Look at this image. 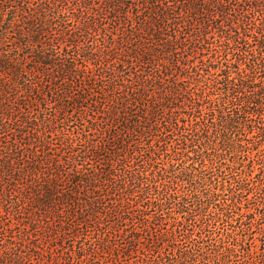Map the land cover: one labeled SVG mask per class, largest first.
I'll use <instances>...</instances> for the list:
<instances>
[{
  "label": "trees",
  "instance_id": "1",
  "mask_svg": "<svg viewBox=\"0 0 264 264\" xmlns=\"http://www.w3.org/2000/svg\"><path fill=\"white\" fill-rule=\"evenodd\" d=\"M147 1L146 28L118 35L107 20L117 25L131 0L104 8L93 0H0V92H36V78L70 82L43 98L36 114L0 103V264H31L40 254L31 236L44 222L41 212L60 216L72 206L67 216L80 224L62 229L60 244L68 264L107 263L98 258L106 260L118 238L135 244L126 264H189L203 250L214 216L198 194L204 181L196 165L203 149L215 150V134L227 137L228 124L263 116L264 0H180L172 13L166 0ZM185 18L189 27L181 28ZM168 28L174 34L164 50L143 42L145 33L162 42ZM73 84L99 85L98 103H113L107 117L123 125L126 140L95 146L101 124L73 120L83 104L82 96L69 100ZM160 111L167 112L161 119ZM10 132L13 139L3 141ZM134 138L140 144L133 148ZM55 139L68 152L57 160L60 178L46 180L29 204L24 181L40 169L27 171L25 159L37 155L36 146L51 153ZM108 150V167H94ZM161 228V250L142 248Z\"/></svg>",
  "mask_w": 264,
  "mask_h": 264
},
{
  "label": "rangeland",
  "instance_id": "2",
  "mask_svg": "<svg viewBox=\"0 0 264 264\" xmlns=\"http://www.w3.org/2000/svg\"><path fill=\"white\" fill-rule=\"evenodd\" d=\"M93 1L97 7L104 8L108 2L114 3L119 0ZM166 1L170 13L176 11L180 4V0ZM147 2V0H131L128 14L121 15L117 19V25H112L111 20H107V26L109 28L114 26L118 35L131 29L132 26L137 29L146 28L148 20H151L152 12L150 4H146ZM180 27H189L186 18L181 20ZM173 34L174 30L168 28L164 31V39L160 43L151 42L146 33L142 35V38L143 42L150 47L159 45L164 50V45L167 40L172 39ZM163 61L165 63V60ZM261 81L264 79L261 78L258 82ZM32 85L37 88L36 92L35 90L32 92L24 90L9 95H3L0 92V103L5 107L12 108L19 102L26 106L27 110L36 114L41 108L40 104L43 98H46L50 92L62 94L63 88L69 86L70 82H49L44 77L43 80L36 78ZM98 94L99 85L97 84L90 87L89 90L79 84H73V88L67 96L70 101L82 96L83 104L70 114L74 115L73 120H77L79 116L98 119L101 131L93 132L96 140L95 146L100 142L109 143L112 146L114 141L117 143L126 140L129 133H126L123 125L116 126L109 121L107 113L113 103L109 99L98 103ZM163 112H159V119L167 113ZM23 114H26V109H22L19 118ZM262 114V117L255 116L253 118L257 123L243 121L239 124H228L225 129L227 137L221 134L213 136L211 143L214 147L211 148H215V150L206 148L199 153L202 154L203 161L196 167L199 168V173H202L200 178L204 182L200 184L198 194L204 198L206 211L214 217L208 221L207 235L205 237L203 235V250L196 255L195 262L191 261L189 264H264V112ZM13 136L14 134L10 132L1 137L3 141L10 142ZM53 143L51 153L42 151L40 146H36L37 155H30V158L25 159L23 166L27 171L30 170L31 165H37V163H39L37 166L40 169L36 176L32 175L33 178L28 182L24 181L25 184H28L23 190L28 194L27 202L29 204H33L35 191L42 188L46 184V180L60 178V172L56 168L57 160L68 156V152L60 139H55ZM139 144V140L134 138L133 141L131 140L130 146L134 148ZM114 149L111 148V150ZM111 152L108 150V155L96 159L93 162L94 167L107 168ZM191 156L196 158L195 154ZM200 178L199 180H201ZM67 187L63 186L61 191L66 192L71 189ZM30 188H32V194ZM69 208L63 207L60 216L52 215L49 211L46 212V209L41 212L44 222L41 224V228L35 230L34 235L31 236L39 248L40 254L34 255L31 264H68L65 262L66 251L60 248L64 234L62 229L75 230L80 224L79 218H76L77 221L67 216L74 212L73 206ZM71 209L73 210L71 211ZM75 211L79 212V208ZM47 213L50 214L49 218H46ZM8 218L6 217L5 224L9 226L11 221ZM27 218L26 216L25 221ZM129 227L131 229V226H128L127 229ZM90 234H94L93 229H90ZM164 240H166V231L161 228L155 235L147 237L145 244L141 247L145 248L146 245H149L151 249H156L158 252L161 250L160 245ZM134 245L127 238H118L109 249L106 260L102 257H99L98 260L102 263L107 262L105 264H126L128 260L133 261V257L136 256Z\"/></svg>",
  "mask_w": 264,
  "mask_h": 264
}]
</instances>
